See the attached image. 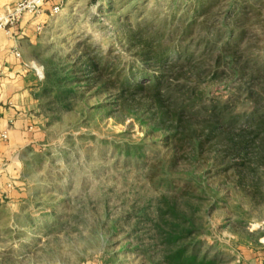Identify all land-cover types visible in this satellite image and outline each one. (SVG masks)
<instances>
[{"label": "rangeland", "instance_id": "obj_1", "mask_svg": "<svg viewBox=\"0 0 264 264\" xmlns=\"http://www.w3.org/2000/svg\"><path fill=\"white\" fill-rule=\"evenodd\" d=\"M257 1V16L245 24L249 48L244 55L263 64L264 0ZM138 3L145 14L133 18ZM189 5L184 0H68L27 51L44 83L46 72L68 71L83 42L95 52L127 54L121 39L125 22L148 18L155 26L168 18V7ZM131 13L126 21L124 15ZM241 84L247 86L232 81L228 92ZM223 86L216 82L213 90L223 93ZM43 88L37 98L45 137L28 156L25 198L0 203V264H166L161 232L163 223L173 221L165 210L173 202L179 218L195 228L183 242H201L203 252L219 257L217 264H242L264 246V140L243 121L240 129L195 153L184 150L171 164L161 134L149 132L135 107L120 109L109 94L97 95L77 83L71 109L59 110L54 92ZM257 93L264 111V92ZM233 98L238 113L250 114L253 104L244 94ZM134 146L143 154H134ZM184 181L194 187L190 196L170 191Z\"/></svg>", "mask_w": 264, "mask_h": 264}, {"label": "trees", "instance_id": "obj_2", "mask_svg": "<svg viewBox=\"0 0 264 264\" xmlns=\"http://www.w3.org/2000/svg\"><path fill=\"white\" fill-rule=\"evenodd\" d=\"M184 1L191 5L168 7V18L155 26L148 18L133 25L125 22L121 39L127 54H116L112 49L95 52L83 42L68 71L64 75L55 69L46 72L40 88L44 85L43 91L54 92L59 110L71 109L69 102L76 97L73 85L77 83L97 95L109 94L120 109L135 107L146 117L149 132L161 134L162 144L171 152V164L184 150L195 153L240 129L242 121L264 140V111L257 93L264 92V63L244 55L249 48L245 24L257 16L259 1ZM138 4L132 10L133 18L145 14ZM252 12L254 16L247 17ZM130 15L125 14L124 19L128 21ZM237 80L246 81L247 86L237 85L228 92V86ZM219 81L225 87L223 93L213 90ZM237 94L252 102L250 114L235 110L236 99L230 98ZM129 148H123L125 155ZM132 148L137 156L143 154L140 147ZM181 184H171L170 191L179 197L190 196L194 187L187 181ZM175 204L166 203L165 207L173 221L163 223L166 230L161 232L166 245L164 262L217 264L219 257L203 252L201 242H183L195 228L183 215L179 218Z\"/></svg>", "mask_w": 264, "mask_h": 264}, {"label": "crops", "instance_id": "obj_3", "mask_svg": "<svg viewBox=\"0 0 264 264\" xmlns=\"http://www.w3.org/2000/svg\"><path fill=\"white\" fill-rule=\"evenodd\" d=\"M19 1L0 0V17ZM56 3L42 0L37 12L25 11L16 23L0 29V203H20L25 198L28 156L45 137L37 98L41 79L27 50L48 23ZM242 264H264V246L251 252Z\"/></svg>", "mask_w": 264, "mask_h": 264}, {"label": "built area", "instance_id": "obj_4", "mask_svg": "<svg viewBox=\"0 0 264 264\" xmlns=\"http://www.w3.org/2000/svg\"><path fill=\"white\" fill-rule=\"evenodd\" d=\"M68 0H57V3L54 4L51 8V15L58 13L63 5ZM42 0H21L17 2L8 12L5 17H0V29L5 28L7 25H13L19 19L20 15L25 12H37L41 6ZM16 56H19V53H15Z\"/></svg>", "mask_w": 264, "mask_h": 264}]
</instances>
